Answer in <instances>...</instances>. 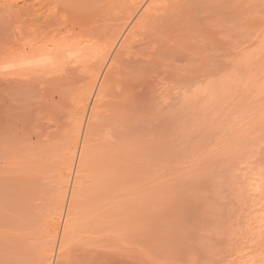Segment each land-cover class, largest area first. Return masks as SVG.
I'll return each mask as SVG.
<instances>
[{
	"label": "rangeland",
	"instance_id": "374dc122",
	"mask_svg": "<svg viewBox=\"0 0 264 264\" xmlns=\"http://www.w3.org/2000/svg\"><path fill=\"white\" fill-rule=\"evenodd\" d=\"M152 2L0 0V264H264V0Z\"/></svg>",
	"mask_w": 264,
	"mask_h": 264
},
{
	"label": "bare ground",
	"instance_id": "6f19581e",
	"mask_svg": "<svg viewBox=\"0 0 264 264\" xmlns=\"http://www.w3.org/2000/svg\"><path fill=\"white\" fill-rule=\"evenodd\" d=\"M152 1L153 0H151V2ZM154 2L150 3L149 8H152ZM148 12H150V9ZM251 79L252 78L248 73L247 76L243 78H237L236 80L230 81V79H227L219 82L218 84H210L203 87H198L192 92V101H194L196 104L199 103L201 107L206 109V111L211 110L212 108L214 109L215 107L218 108V106H220L230 97L236 87H239L240 85L242 86L243 84L245 86V83L249 82ZM253 186L256 187V189L260 187L257 185V183H255Z\"/></svg>",
	"mask_w": 264,
	"mask_h": 264
}]
</instances>
